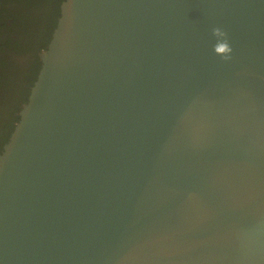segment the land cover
<instances>
[{"label": "water", "instance_id": "95a60500", "mask_svg": "<svg viewBox=\"0 0 264 264\" xmlns=\"http://www.w3.org/2000/svg\"><path fill=\"white\" fill-rule=\"evenodd\" d=\"M40 61L0 264H264V0H63Z\"/></svg>", "mask_w": 264, "mask_h": 264}, {"label": "flooded vegetation", "instance_id": "af4514ba", "mask_svg": "<svg viewBox=\"0 0 264 264\" xmlns=\"http://www.w3.org/2000/svg\"><path fill=\"white\" fill-rule=\"evenodd\" d=\"M31 1L0 0V152L28 98L40 53L52 34L46 21L54 20V3Z\"/></svg>", "mask_w": 264, "mask_h": 264}, {"label": "clouds", "instance_id": "9594fccd", "mask_svg": "<svg viewBox=\"0 0 264 264\" xmlns=\"http://www.w3.org/2000/svg\"><path fill=\"white\" fill-rule=\"evenodd\" d=\"M212 35L217 38L216 43L213 45L214 54L224 59H230L233 50L230 46L227 32L219 27H215L212 29Z\"/></svg>", "mask_w": 264, "mask_h": 264}, {"label": "trees", "instance_id": "16d2710c", "mask_svg": "<svg viewBox=\"0 0 264 264\" xmlns=\"http://www.w3.org/2000/svg\"><path fill=\"white\" fill-rule=\"evenodd\" d=\"M37 1H39V0H32L31 3H34V2H37ZM62 1L63 0H47V2L54 3V7H53V18H54V20L53 21H46L47 24L49 25L48 28H46V30H48V34L52 33V30L55 27L57 18L59 16V6H60V4H61ZM50 36H51V34H50ZM49 39H50V37H49ZM49 39H48V41H49ZM44 40L45 39H43V42H45ZM48 41H47V43H48ZM47 43H46V45H47ZM39 68H40V61H39V65H38V70H39ZM35 79H34V81H35ZM16 121H18V116L16 117Z\"/></svg>", "mask_w": 264, "mask_h": 264}]
</instances>
